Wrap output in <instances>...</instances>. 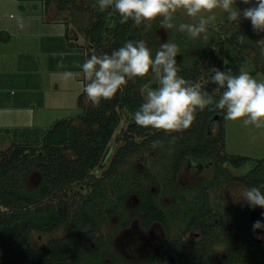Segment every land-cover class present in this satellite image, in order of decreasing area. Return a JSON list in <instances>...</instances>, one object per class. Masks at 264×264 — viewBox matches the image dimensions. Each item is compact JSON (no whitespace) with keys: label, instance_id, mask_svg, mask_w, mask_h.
Returning a JSON list of instances; mask_svg holds the SVG:
<instances>
[{"label":"trees","instance_id":"obj_1","mask_svg":"<svg viewBox=\"0 0 264 264\" xmlns=\"http://www.w3.org/2000/svg\"><path fill=\"white\" fill-rule=\"evenodd\" d=\"M62 2L63 6H67L75 0H63ZM46 3L48 4L49 1L46 0ZM112 18L113 21L110 24ZM119 21V14L110 8L104 12H98L96 22L87 29V37L102 54L111 55L113 50L122 47L126 41L135 42L137 40V26L134 22L129 20L121 24ZM251 27L250 21L229 38L219 41L217 46L223 50L226 45L237 43L240 44L242 51L247 50L250 44L245 34ZM240 35L244 36L242 44L238 41ZM187 43V48L179 47L182 54L181 59L177 61L180 76L193 84H199L214 69L227 71L218 61L213 40L204 42L200 38L189 39ZM189 49H195L196 52L192 54L191 61L187 62ZM152 55L154 58L155 54ZM239 70L238 66L233 73L238 74ZM260 71L264 73L263 67L257 66L251 73ZM154 77L155 75L150 70L149 74L143 78L129 80L122 92L118 91L111 100H102L97 107L91 108L83 117L86 127L83 132L78 131L70 119L56 121L40 139L41 144L38 149L43 154L37 156L39 159L37 165L41 168L42 179L39 185L28 193H23L17 184L20 181L18 176L22 170L21 166L34 160L37 149L28 146L27 150V146L21 145L17 146L8 157H0V264H102L107 257L112 260L113 264H155L156 261L157 264H164L169 253L176 255L172 264H180L188 245L182 236L158 241L153 254L146 261L133 262L113 253L109 247L111 241L107 243L106 237L101 232L102 225L108 224L114 214L118 215L117 226L120 228L128 227L134 219H138L145 229L150 228L154 223H159L166 231H169L172 217L168 209L171 205L156 199L152 184L157 183L160 190L162 187L148 172L144 173L149 182L142 181L138 174H134L132 188L127 193L119 195L116 201L107 205L105 210L103 205L100 210L95 208L94 205H98L95 193H92L79 209H72L69 202L62 200L58 203H44V200L65 186L86 181L91 171L106 158L109 145L120 128L125 143L115 152L104 177L116 174L122 176L123 173L119 172L120 167L132 155L139 153L163 135V131L137 126L133 119V114L144 102L142 89L149 85ZM200 86L202 91L213 95L214 99H219L211 87ZM82 97L83 92L80 99ZM123 110H126L131 117L125 127L121 126ZM217 114L220 115L218 132L214 136H209L210 120ZM223 117L224 112L215 109L214 106H209L204 111L196 113L194 123L185 130L188 132V139L185 141L183 139L184 142L174 155L168 179L169 184H163L169 188L162 191L164 197L171 192V189L174 192L177 189L178 191L185 189L178 185L177 179L188 158L195 161L213 159L218 173L224 174V180L239 182L246 187L264 186V158L255 160L247 155H232L225 151L226 120ZM8 132V130H0V134ZM22 141L30 142V140ZM60 149H72L77 157L72 160L66 159L61 155ZM250 161H255V165L245 174H227L224 168L226 162H230L233 167L240 168ZM103 181H105L103 178L97 181L96 191L101 189ZM194 185L204 190V184ZM132 191L138 196V203L129 208L125 206L124 199ZM261 191L264 193V190L261 189ZM251 209L249 206L245 209L246 215L250 214ZM228 210L232 212L229 207ZM234 216V229L240 234L238 235L240 239L251 247V255L237 257L235 252L228 249L229 255L226 259L219 258L212 261L209 256L205 261L197 264H264V259H259L254 255L262 249L264 254V243L253 242L246 235L247 227L243 225V216L239 213ZM221 227V223L213 221L211 210L209 208L204 210L200 206L197 211L194 210L190 214L184 233L190 230L199 231L202 243L218 232ZM61 228L67 230L63 236L52 237L41 247L32 246L33 232L50 233ZM235 237L230 236V240H235ZM166 244L168 246L164 249ZM2 259L5 260L2 261Z\"/></svg>","mask_w":264,"mask_h":264},{"label":"rangeland","instance_id":"obj_2","mask_svg":"<svg viewBox=\"0 0 264 264\" xmlns=\"http://www.w3.org/2000/svg\"><path fill=\"white\" fill-rule=\"evenodd\" d=\"M19 1V0H18ZM41 1L45 7L44 16L53 17V20H60L65 23H57L55 26H60L59 28L52 26L50 31L61 33L62 27H67L68 36L70 39L74 40V44L80 53L79 56H75L76 63L78 60H83V63L92 55H102V53L90 42L87 37V29L91 27L97 20V14L100 12L98 0H75L74 3H69L67 6H63V0H46ZM255 0H253L252 5H244L241 0H236L234 7L243 11L244 8L249 6H254ZM19 3L16 0H0V21L2 25H7L8 23H13L19 20L21 8L18 7ZM31 5V6H29ZM28 12L30 14L40 9L36 8L32 4H28ZM61 7H64L61 9ZM205 15H208L207 13ZM216 19L209 24L207 40L204 42H210L213 40V47L218 55V61L222 63L224 70L231 69L235 70L238 66L243 67L244 70L248 71L258 81H264V73L262 71L258 73H251L254 69L259 66L264 69V51L262 47L257 44V41L264 38V32H254L253 28L247 31L246 40L249 42L250 47L242 51L240 44H228L223 50L219 49L217 46L219 41H223L225 38H229L232 34L238 32L244 26H246L250 20L241 19L239 22H229L227 20V15L220 10L214 12ZM42 18V17H41ZM44 18V23H45ZM113 18L110 22L112 24ZM194 22L191 17H188L184 12L180 11L174 15L173 23L179 25L180 23H191ZM149 22L142 23L137 26L136 35L137 40H143L146 46L150 49L152 54L160 48V45L165 42L176 43L181 48H187V42L189 40L186 33H182L173 29H164L160 27V18L155 21L150 22V26H146ZM66 26V27H65ZM3 36H0V38ZM3 42L0 40V44ZM196 52L195 49H189L187 51V62L191 61V56ZM81 56V57H80ZM182 54L179 53L176 60L181 59ZM71 58V57H70ZM80 58V59H79ZM83 58V59H82ZM244 58V60H243ZM65 63H69V59L64 57ZM214 69L203 78L199 85H205L211 87L213 92L220 96L219 92L215 91V85L211 83L210 76L214 74ZM81 78L79 90H74V95H76L75 100L72 99L70 102L66 103L64 109H59L56 111L48 112L46 129L44 133L51 128V126L59 120L70 119L73 126L77 128L78 131L83 132L85 130V124L83 122V117L87 112L94 107L88 99L86 94L83 92V97L80 99L78 105V92L83 91L84 85L87 83L83 79L82 70L80 71ZM156 76L151 81V83L142 89L143 96H145L146 90L151 88L155 89L158 87ZM78 85V84H77ZM74 87L73 83H69V88ZM51 114V116H50ZM51 117V118H50ZM219 118L220 115L217 114L210 120L208 127L209 136H214L219 129ZM49 119V120H48ZM131 120L126 110H123V121L122 127L126 126ZM226 128V148L225 151L232 155H247L252 157V159L259 160L264 158V129H256L252 126L245 127L242 121H227L225 124ZM19 131V130H16ZM121 128L115 133L109 145V151L106 158L101 162L99 166L91 171V175L84 182L72 183L65 186L63 189L54 193L46 200L44 203H58L60 200L67 201L71 204L72 209H79L83 202L89 198L92 193H95V199L98 205H94L95 208L100 210L101 205L105 210L108 204H112V201H116L117 197L121 194L127 193L131 184H134V174H138V177L145 182H149V179L145 178V173L148 172L156 178V180L161 184L162 189L158 188L157 183L152 184V191L156 199L161 202L169 203L171 207L168 209L170 216L172 217V223L170 224L169 231L159 224L154 223L150 228L145 229L141 226L138 219H134L128 227L120 228L118 227V215L114 214L108 221V224L102 225L101 232L106 237L105 240L108 243L111 241L110 249L117 256L123 259H127L133 262H144L146 261L154 251L155 244L161 240H168L169 238H179L183 237V240L187 242V248L184 255L180 261V264H197L205 261L209 256L212 261L228 258V249L235 252V256L243 257L244 255L250 254V246L243 242L238 236L240 234L236 233L235 227V216L236 214H241L243 216V225L247 227L246 235L255 243H264V238L257 239V236L264 237V228L256 229L253 231V224L255 221L260 220L264 223V208L255 207L251 209L249 215H246L245 209L248 207L247 202L243 201L239 197L240 190L246 186L242 183L235 181L224 180V174L221 175L216 169V164L213 159H202L195 161L192 158H188L182 168L180 175L178 176L177 183L184 190L179 189L171 192L165 197L162 195L163 190H168L165 185L169 184L168 179L171 174V165L174 159V155L177 152L179 146L188 139L187 131L180 133H173L171 135L162 133L159 139L160 146L153 149L151 144L145 147L139 153L132 155L127 162H125L119 169V172L123 173L122 176L119 174L108 176L106 171L110 166V162L115 152L125 143L120 133ZM14 136L9 137L6 135V140L3 138L0 141V157H8L13 153L17 146L25 145L30 146V148H36L35 158L32 162H26L21 166L22 170L18 176L20 178L19 187L23 193H28L29 191L36 188L42 179L41 168L37 165L39 160L37 156H41L43 153L39 150V145L41 144L42 135L39 134V139L30 140L22 142V134L15 133ZM7 134V133H5ZM173 137H175L173 141ZM255 137V139H252ZM184 139V141H183ZM40 141V142H39ZM62 156L66 159L72 160L76 158V154L72 149H60ZM255 165V161H250L240 168L233 167L230 162L224 164V168L227 170V174H245ZM104 179L102 187L100 190L96 191L97 181ZM204 184V190L199 189L194 184ZM123 185V186H122ZM264 190V188H261ZM125 190V191H124ZM203 191V192H202ZM173 195V197H172ZM172 197V198H171ZM199 201V205H197ZM174 202V203H173ZM138 203V196L135 192H129L124 199V204L126 207H134ZM1 206V204H0ZM202 206V209L206 210L209 208L211 210L212 219L216 223H221L222 227L207 241L201 243V236L199 231H187L184 233V229L190 218V214L194 210H198V207ZM228 207L232 210L230 212ZM248 216V217H247ZM67 230L65 228L58 229L54 232H33L31 236V243L33 247H41L45 245L48 240L52 237L63 236ZM230 236H237L235 240L231 241ZM168 246L165 245L164 249ZM17 248V247H16ZM242 248V249H240ZM256 250V249H255ZM255 250H252L253 252ZM260 250V249H259ZM263 250V249H262ZM261 252H255L259 259H264V254ZM251 255V254H250ZM176 255L169 253L166 257L164 264H172L174 262ZM5 259H2L4 261ZM235 261H233L234 263ZM65 264V263H56ZM102 264H113L110 258H105ZM157 264V261L155 262Z\"/></svg>","mask_w":264,"mask_h":264},{"label":"clouds","instance_id":"obj_3","mask_svg":"<svg viewBox=\"0 0 264 264\" xmlns=\"http://www.w3.org/2000/svg\"><path fill=\"white\" fill-rule=\"evenodd\" d=\"M235 3L236 0H98L99 10L104 12L111 8L119 14L121 24L131 20L135 26L145 22H149L146 26H150V22L160 18V27L166 30L177 28L189 39L207 40L208 27L216 19V10L225 13L229 22L250 20L254 32H264V0H255L254 6L246 7L242 12L234 7ZM241 3L252 5L253 0H241ZM180 11L194 22L175 25L174 15ZM18 26L23 28V22L18 21ZM238 41L244 43V36L240 35ZM257 44L264 51V38ZM179 53L176 43L165 42L153 58L145 41L139 40L126 41L111 55L92 54L81 66L83 79L87 81L83 92L94 106H98L102 100H111L118 91L122 92L129 80L143 78L151 70L157 78L158 87L146 90L144 102L133 114L137 126L168 135L180 133L192 126L198 111L214 106L224 112L223 118L227 121H242L245 127L264 129V81H258L243 67L238 74L231 69L215 70L210 81L217 86L215 91L220 93L217 100L202 91L199 84H193L178 74L176 57ZM64 76L73 78L80 73L66 71ZM158 146L160 141L154 140L151 144L153 149ZM261 188L264 186L244 187L239 197L250 208H264ZM261 215L264 216V213ZM252 227L255 232L264 228V223L257 220Z\"/></svg>","mask_w":264,"mask_h":264},{"label":"crops","instance_id":"obj_4","mask_svg":"<svg viewBox=\"0 0 264 264\" xmlns=\"http://www.w3.org/2000/svg\"><path fill=\"white\" fill-rule=\"evenodd\" d=\"M16 2L21 8L19 20L7 25L0 21V36H3L0 38L3 42L0 44V130L9 131L0 134V141L6 140L8 134L16 137L13 131L22 134L21 140L39 139L38 135L46 129V113L64 109L71 99L73 102L74 90H79L80 81L83 84L80 73L83 60L75 61L80 53L68 36L67 27L60 28L61 33L50 31L51 25L59 28L55 26L57 23H65L45 17L41 1ZM26 2L40 12L30 14ZM18 21L23 22V28L18 26ZM65 56L69 63H65ZM66 71L80 76L65 78ZM69 83L74 87L69 88ZM77 92L79 105L83 91Z\"/></svg>","mask_w":264,"mask_h":264}]
</instances>
